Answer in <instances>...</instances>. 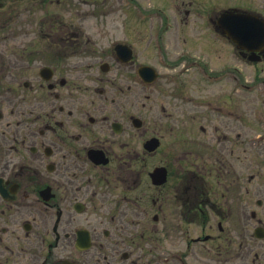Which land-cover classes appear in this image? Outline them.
I'll use <instances>...</instances> for the list:
<instances>
[{
  "label": "flooded vegetation",
  "instance_id": "af4514ba",
  "mask_svg": "<svg viewBox=\"0 0 264 264\" xmlns=\"http://www.w3.org/2000/svg\"><path fill=\"white\" fill-rule=\"evenodd\" d=\"M9 1L0 264H264L250 119L231 96L263 80L264 0H129L127 11L82 0L73 24L59 9L30 39ZM117 10L126 22L107 29ZM222 15L260 40L237 41Z\"/></svg>",
  "mask_w": 264,
  "mask_h": 264
},
{
  "label": "rangeland",
  "instance_id": "374dc122",
  "mask_svg": "<svg viewBox=\"0 0 264 264\" xmlns=\"http://www.w3.org/2000/svg\"><path fill=\"white\" fill-rule=\"evenodd\" d=\"M64 5L56 4V0H17L12 1V3H7L5 8L12 9L17 11L18 13L26 14L27 22V32L30 34V39L35 32V26L39 25H46L51 24V19L56 17L55 13H61L59 9H65L63 12L64 22L67 19H70L68 22L73 24L71 19L75 17L67 18V14H69L70 8L71 9H81L83 8V1L82 0H60ZM122 1V0H121ZM120 0H87L86 9L89 10H107L111 6L114 9H121L123 8L125 11L126 9L131 8L128 7L130 5L129 0H123L121 5ZM111 3V6L108 4ZM125 3V6H124ZM145 4L146 1L144 2ZM220 5H227L225 0L219 1ZM66 11V12H65ZM122 14H126V12H122ZM118 10L115 13L109 14L106 16V21H104V25L108 27L107 29H115L119 24L120 21L123 20L126 22V16L122 15ZM24 16V15H23ZM77 19V18H75ZM83 24L95 25L99 24L98 21L89 19L84 21ZM130 25L132 23H129ZM222 48V54L225 49ZM260 67H264V65H260ZM253 70V68H252ZM248 79L244 81L246 87L250 86L249 89L246 90L245 93L239 92L238 90L236 93L231 92V96H233L235 103L238 104L244 102L245 111L249 114L248 118L250 119V130H251V174H252V181L250 184V197H251V209L252 212L255 213V218L250 220L252 224V234L254 228L257 226V220H261L264 224V76H261L263 80H258L253 77H247ZM238 83H243V81H238ZM237 83V84H238ZM238 86V85H237ZM236 86V87H237ZM226 91H223L225 94ZM213 92L212 94H214ZM217 96V94H215ZM220 120L221 119H216ZM211 122H207L206 130H207V137L212 132ZM214 123V122H213ZM260 200L263 202V206H257V201ZM195 234L198 233V230L193 231ZM253 237V236H252ZM254 238V237H253Z\"/></svg>",
  "mask_w": 264,
  "mask_h": 264
},
{
  "label": "water",
  "instance_id": "95a60500",
  "mask_svg": "<svg viewBox=\"0 0 264 264\" xmlns=\"http://www.w3.org/2000/svg\"><path fill=\"white\" fill-rule=\"evenodd\" d=\"M228 22H230V17L228 15H222V17L220 19V24L223 25L225 29L230 28L232 30L231 33L235 34L237 41H241V42L253 41V42H255V41L260 40V38L258 37L259 32L254 34V32L251 31L250 33H248V31L244 30L245 28H241L240 24L242 25V23L240 21H238V18L235 19L234 28H232L231 26L228 27ZM227 34H228V31H226V35ZM229 35H231V34H229ZM261 41L264 42V35L261 37ZM261 232L262 231L260 229H256V231H255L256 237H261L262 236Z\"/></svg>",
  "mask_w": 264,
  "mask_h": 264
}]
</instances>
